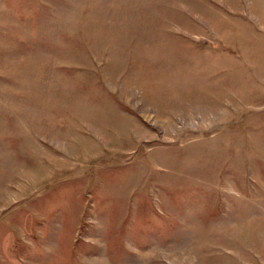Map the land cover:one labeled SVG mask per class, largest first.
<instances>
[{
    "label": "rangeland",
    "instance_id": "rangeland-1",
    "mask_svg": "<svg viewBox=\"0 0 264 264\" xmlns=\"http://www.w3.org/2000/svg\"><path fill=\"white\" fill-rule=\"evenodd\" d=\"M0 264H264V0H0Z\"/></svg>",
    "mask_w": 264,
    "mask_h": 264
}]
</instances>
